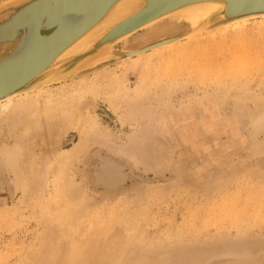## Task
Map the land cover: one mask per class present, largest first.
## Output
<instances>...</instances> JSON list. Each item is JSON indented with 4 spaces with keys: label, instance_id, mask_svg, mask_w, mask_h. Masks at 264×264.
Segmentation results:
<instances>
[{
    "label": "rangeland",
    "instance_id": "374dc122",
    "mask_svg": "<svg viewBox=\"0 0 264 264\" xmlns=\"http://www.w3.org/2000/svg\"><path fill=\"white\" fill-rule=\"evenodd\" d=\"M35 99L44 128L0 124V152L22 149L18 168L0 153V264H264V18L100 61L13 102Z\"/></svg>",
    "mask_w": 264,
    "mask_h": 264
},
{
    "label": "water",
    "instance_id": "95a60500",
    "mask_svg": "<svg viewBox=\"0 0 264 264\" xmlns=\"http://www.w3.org/2000/svg\"><path fill=\"white\" fill-rule=\"evenodd\" d=\"M116 1L12 0L1 6L0 99L10 93L24 94L55 83L83 67L106 59L135 57L131 50L119 51L115 46L141 32L139 28L149 21L184 5L207 0H144L145 3L135 13L118 23L92 46L47 69L59 52L99 21ZM218 1H225L227 9L215 10L196 20L185 19L176 23L173 35L160 40L173 38L177 42L187 36L231 24L234 18L251 15H254L251 19L262 18L259 16L264 13V0ZM8 26L13 28L11 33L6 31ZM129 32L134 33L124 37Z\"/></svg>",
    "mask_w": 264,
    "mask_h": 264
},
{
    "label": "bare ground",
    "instance_id": "6f19581e",
    "mask_svg": "<svg viewBox=\"0 0 264 264\" xmlns=\"http://www.w3.org/2000/svg\"><path fill=\"white\" fill-rule=\"evenodd\" d=\"M144 3H145L144 0H117L109 8V10L105 13V15L99 21H97L85 33H83L80 37L75 39L67 47H65L61 52H59L54 57V59L51 61L50 65L47 67V69H50L53 66H57L58 63H60L61 61H63L67 57L72 56V55H74L76 53H79L80 51H83V50L89 48L90 46H92L93 43H95L101 37H104L105 34L109 30H111L113 27H115L118 23H120L121 21L125 20L126 18L131 16L133 13H135L137 11V9H139V6H141V4L143 5ZM218 9L219 10H223V11L226 10L227 9L226 2L225 1H218V0H207V1H198V2H194V3H190V4L184 5L182 7H179L178 9H176V10H174V11H172V12H170V13L162 16V17H159L157 19L149 21L148 23H146L143 26H141L139 29L140 30L142 29V31H147L148 29H151L152 27L157 26L160 23V21L165 19L166 17H170V16L177 15V14H180V13H182L181 16L184 18V20L185 19L186 20H190V19L194 20V18L198 19L201 16H204L205 14H209V13L215 11V10H218ZM253 16L251 15V16H242V17L234 18V19H232V21H231L232 23L231 24H233V23H235V24L236 23H242L243 21H247V20L251 19V17H253ZM259 17L264 18V13H262L261 16H259ZM107 27H108V30H105ZM139 29H137V30H139ZM174 29H175V27H173V25H171V24L160 26L157 29H155L153 32H151L148 36L146 35L148 37L147 40H151V39H154V38H157V37H160L162 35L169 34V33H170L169 35L171 36L174 33V31H173ZM6 31L8 33H11V31H13V28L8 26L6 28ZM134 32H129L124 37H126L128 35H131ZM138 34H141V33L138 32ZM138 34H134V35H138ZM140 38H141V36H140ZM154 40H156V39H154ZM174 41H175V39H173V38L164 39L162 41H160V39H159V40L154 41L153 44H149V45H146V46H142V47H138V48L132 49L130 52H133V54H135L136 57H141V56L147 54L148 52L156 51V50L162 49V48H164L166 46L170 47L171 45H173L175 43ZM141 66H142V63H141ZM147 68L148 67H146V69ZM233 71H235V70H233ZM143 78H145V77H143ZM26 93H24V94H26ZM24 94H21V93L18 94V92H14V93H10L9 95L5 96L3 99H0V110H3V112H7L8 113L7 116H4L3 118H0V124H1V122H6L13 129H15L18 126L17 124H19V125L24 124L25 126H27V128L29 130H35V131L37 130V128H40V129L44 128L45 125L42 122V118H43L42 114L45 112V108L43 107V104H42V102L39 99L27 100V101H22V102L14 104V102H13L14 99L17 98V97H20V96H22ZM262 103H263V101H262ZM55 106H57V105L55 104ZM0 117H2L1 114H0ZM1 126H2V124H1ZM99 137H100V134H99ZM102 137H106V136H102ZM22 141H23V139H22ZM22 141H19V142H22ZM39 142H40V139H39ZM39 142H38V144H39ZM24 143H25V141H24ZM82 144H84V143H82ZM76 145H77V143L74 144L75 147H74V149H73V151H72V153L70 155V157H74L75 159H76V155L80 152V150L82 148L81 144L78 143V145L77 146ZM21 150L22 149L20 148V146L15 145L14 147H12L11 150L10 149L9 150L8 149H6V150L3 149V151H1L2 153H4V155L6 157V159L4 160V161H6L5 162L6 166H9L10 168H18V162L21 159V157H20L21 156ZM64 161L66 162L67 160H64ZM69 162H71V161H69ZM25 170H23V172ZM30 175H31V173H30ZM29 177L27 178V180H29L31 178V177L30 178ZM39 177L41 179L42 176L40 175ZM42 181H43V179H42ZM16 182H19V181L16 179ZM16 182L13 183V182L10 181V183H7V186H8V189H9L8 191H10V193L12 195H14L15 192L17 191V183ZM28 182L31 183L30 181H28ZM35 182H37V181L35 180ZM38 182H39V180H38ZM35 188H37V187L35 186ZM70 209L68 211L72 212V209L71 210ZM73 213L74 212H72V214ZM101 229H103V228H101Z\"/></svg>",
    "mask_w": 264,
    "mask_h": 264
}]
</instances>
